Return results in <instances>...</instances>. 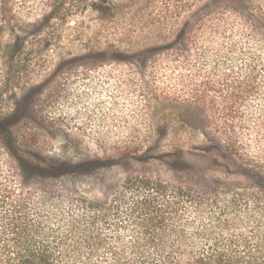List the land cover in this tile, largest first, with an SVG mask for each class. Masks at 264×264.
Returning a JSON list of instances; mask_svg holds the SVG:
<instances>
[{
    "label": "trees",
    "instance_id": "1",
    "mask_svg": "<svg viewBox=\"0 0 264 264\" xmlns=\"http://www.w3.org/2000/svg\"><path fill=\"white\" fill-rule=\"evenodd\" d=\"M70 1L0 0V107L20 83L44 82L26 116L0 110V264H264V0H186L175 37L147 48L130 77L143 110L192 109L195 124L214 131L249 180L211 190L181 176L180 151L167 161L168 179L130 169L148 155L142 142L149 135L140 130L76 163L52 153L49 129L82 137L57 112L72 94L71 78L90 80L111 63L132 66L114 50L58 69L45 43ZM97 10L102 21L114 17L105 4ZM17 14L31 19V42L16 31ZM161 23L151 17L147 25ZM109 161L122 165V175L103 198L87 199L66 184ZM77 246L85 261L80 253L59 257Z\"/></svg>",
    "mask_w": 264,
    "mask_h": 264
},
{
    "label": "rangeland",
    "instance_id": "2",
    "mask_svg": "<svg viewBox=\"0 0 264 264\" xmlns=\"http://www.w3.org/2000/svg\"><path fill=\"white\" fill-rule=\"evenodd\" d=\"M184 3L186 0H71L67 3V16L62 20L55 19V35H51L47 45L45 43V46L51 47L49 54L58 69H65L72 59L85 60V56L91 52L109 54L114 50L124 52L126 61L132 62V66L126 63L120 67L111 63L96 71L90 80L77 76L71 78L72 94L60 102L57 112L72 118L73 132L80 133L82 137L71 133V129L65 130L70 134L58 128L49 129L52 153L64 158L71 157L76 163L81 157L101 156L103 148L120 146L128 134L140 130L149 135L148 140L142 142L148 148V155L143 161H130V169L144 170L168 179L173 175V170L167 161L180 151L184 166L181 176L202 189L211 190L217 183L230 186L249 182L241 174L237 163L223 153L220 139L214 135V131L209 126L195 124L192 109L167 105L161 106L152 115V110L142 109V102L140 104L135 94L136 87L131 84L136 80L130 77L134 78L133 75L142 69L140 60L144 58L147 48L170 41L177 34L187 14L184 13ZM101 4L111 8L114 14L111 21L101 20L97 10ZM142 16L146 18L144 21H140ZM151 17L167 23L159 24V31L155 24L149 26ZM29 20V17L17 14L14 23L17 33L31 42L33 37L25 33L31 29L27 25ZM47 31L51 29L47 27ZM26 48H30L28 42ZM43 86L44 82L38 77L20 83V87L13 88L9 98L3 100L1 112L15 113L17 118L26 116ZM142 116L145 119L153 118L150 123L147 120L142 125L139 123ZM102 136H105L103 143ZM121 170V164L109 161L105 167H97L90 173L68 176L65 182L77 188L87 199H101L110 187L119 183ZM80 247H75V253L64 251L59 257L72 260L80 253L79 260L85 261L86 249L78 250Z\"/></svg>",
    "mask_w": 264,
    "mask_h": 264
}]
</instances>
